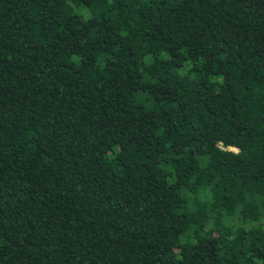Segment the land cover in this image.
I'll return each instance as SVG.
<instances>
[{"label": "trees", "instance_id": "trees-1", "mask_svg": "<svg viewBox=\"0 0 264 264\" xmlns=\"http://www.w3.org/2000/svg\"><path fill=\"white\" fill-rule=\"evenodd\" d=\"M0 264H264V0H0Z\"/></svg>", "mask_w": 264, "mask_h": 264}, {"label": "rangeland", "instance_id": "rangeland-1", "mask_svg": "<svg viewBox=\"0 0 264 264\" xmlns=\"http://www.w3.org/2000/svg\"><path fill=\"white\" fill-rule=\"evenodd\" d=\"M76 11L79 12V13H82L84 15H89V11L86 10V9H83V8H76Z\"/></svg>", "mask_w": 264, "mask_h": 264}]
</instances>
